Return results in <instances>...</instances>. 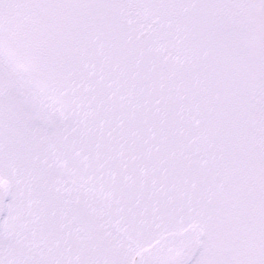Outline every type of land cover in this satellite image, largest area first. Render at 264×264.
I'll use <instances>...</instances> for the list:
<instances>
[{
  "label": "snow or ice",
  "instance_id": "1",
  "mask_svg": "<svg viewBox=\"0 0 264 264\" xmlns=\"http://www.w3.org/2000/svg\"><path fill=\"white\" fill-rule=\"evenodd\" d=\"M0 264H264V0H0Z\"/></svg>",
  "mask_w": 264,
  "mask_h": 264
}]
</instances>
